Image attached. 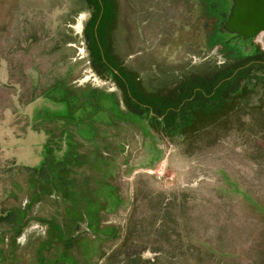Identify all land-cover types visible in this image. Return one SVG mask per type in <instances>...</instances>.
Here are the masks:
<instances>
[{"label": "rangeland", "instance_id": "rangeland-1", "mask_svg": "<svg viewBox=\"0 0 264 264\" xmlns=\"http://www.w3.org/2000/svg\"><path fill=\"white\" fill-rule=\"evenodd\" d=\"M104 2L110 68L87 0H0V264H264V22L231 21L235 0ZM243 61L215 110L197 96L154 130L149 103Z\"/></svg>", "mask_w": 264, "mask_h": 264}, {"label": "trees", "instance_id": "trees-1", "mask_svg": "<svg viewBox=\"0 0 264 264\" xmlns=\"http://www.w3.org/2000/svg\"><path fill=\"white\" fill-rule=\"evenodd\" d=\"M87 1L89 6L93 9V14L85 26L86 31L88 27L89 38L91 41L90 52L92 57H96L97 60L103 62L106 67L110 68L111 65L104 61L107 49L105 46L106 43L102 38V29L108 26L107 22L110 21L111 12L108 11L104 0ZM253 65H255V63ZM253 65H249L247 61H243L241 64H237L235 71L224 70L222 72L224 74H216L213 78H208L209 80L202 79L200 82L186 80L182 82V85L178 87L181 92H179V96L176 99L169 100L168 103L165 99H155L147 105L148 111L155 121L154 124L152 123V127L157 133L160 132L158 126L162 122L165 124L177 120V115L182 104L188 101L192 102L197 96L199 98H204V100L212 101L207 107L209 108V112L215 110L221 102V96L226 86H228L229 83L237 84L238 79H243V77H246L248 74L247 67H253ZM256 65L259 66L262 65V63H257ZM113 72L116 81L119 83L129 100L137 107L144 106L145 104H143V102H141V104L140 101L144 99L146 92L144 90L141 92L140 90L133 88L131 80L126 76H123V74H120L117 70ZM193 104H195V102Z\"/></svg>", "mask_w": 264, "mask_h": 264}, {"label": "flooded vegetation", "instance_id": "flooded-vegetation-1", "mask_svg": "<svg viewBox=\"0 0 264 264\" xmlns=\"http://www.w3.org/2000/svg\"><path fill=\"white\" fill-rule=\"evenodd\" d=\"M258 2V4L255 3ZM235 0L233 7V18H230L234 22L252 21L258 17V20L264 22V0ZM226 17V16H225ZM225 19V18H224ZM258 41L264 44V27L261 29Z\"/></svg>", "mask_w": 264, "mask_h": 264}, {"label": "water", "instance_id": "water-1", "mask_svg": "<svg viewBox=\"0 0 264 264\" xmlns=\"http://www.w3.org/2000/svg\"><path fill=\"white\" fill-rule=\"evenodd\" d=\"M255 3L258 4V2H256V1H255ZM232 18H233V16H232ZM237 25L240 28H244L245 27L247 29H251V28L257 29L258 28L257 25H259V24L258 23H253V22H248V23H238Z\"/></svg>", "mask_w": 264, "mask_h": 264}]
</instances>
